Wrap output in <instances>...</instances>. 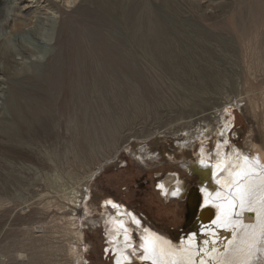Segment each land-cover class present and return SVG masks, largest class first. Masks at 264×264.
<instances>
[{"label":"rangeland","instance_id":"1","mask_svg":"<svg viewBox=\"0 0 264 264\" xmlns=\"http://www.w3.org/2000/svg\"><path fill=\"white\" fill-rule=\"evenodd\" d=\"M5 39L33 54L16 75L0 59V264H75L74 247L117 264L109 198L173 241L200 235L159 183L177 174L191 192L188 162L218 143L264 148V0H0ZM41 97L46 130L21 120Z\"/></svg>","mask_w":264,"mask_h":264},{"label":"bare ground","instance_id":"2","mask_svg":"<svg viewBox=\"0 0 264 264\" xmlns=\"http://www.w3.org/2000/svg\"><path fill=\"white\" fill-rule=\"evenodd\" d=\"M25 21L24 17H17L10 22L17 29ZM53 28L51 22L48 26L38 22L35 31L49 40L52 39ZM32 54V50L10 46V39L0 41V59L4 58L7 69L9 67L13 75L19 73L21 69L18 65L23 68L24 60ZM14 55L20 56L22 62L19 63ZM7 69L0 67V72L7 74ZM45 100L46 97H41L34 103L32 98H28L27 112L21 116L23 124L36 123L46 130L48 107L44 104ZM226 132L227 129L223 134ZM14 133L18 141L23 140L18 130ZM250 148L252 156L236 147L227 153L221 143H218L213 157L202 151V157L197 162L187 164L201 179L198 187L192 188L189 193L177 174L168 175L159 183L164 194L173 198L186 196L191 216L185 224L198 227L200 235L190 233L173 241L151 226L144 225L135 214L117 202L110 198L105 200L107 237L110 247L116 252V263L127 264L138 258L145 264H264V148L254 143L250 144ZM117 153L99 164L88 180ZM203 180L206 182L203 183ZM198 200L199 207L194 214ZM76 233L78 239H82V232L79 230ZM78 249L74 247L69 253L75 264H83L82 253Z\"/></svg>","mask_w":264,"mask_h":264},{"label":"water","instance_id":"3","mask_svg":"<svg viewBox=\"0 0 264 264\" xmlns=\"http://www.w3.org/2000/svg\"><path fill=\"white\" fill-rule=\"evenodd\" d=\"M199 203H200V200H198L196 206H195V210H194V214H196L197 210H198V207H199ZM186 205H187V209H188V216H187V220H186V223H188V221L190 220V216H191V208H190V205H189V202L186 201ZM195 216V215H194ZM193 216V217H194Z\"/></svg>","mask_w":264,"mask_h":264},{"label":"snow or ice","instance_id":"4","mask_svg":"<svg viewBox=\"0 0 264 264\" xmlns=\"http://www.w3.org/2000/svg\"><path fill=\"white\" fill-rule=\"evenodd\" d=\"M201 163H203V161H201ZM173 195H176V193H172Z\"/></svg>","mask_w":264,"mask_h":264}]
</instances>
